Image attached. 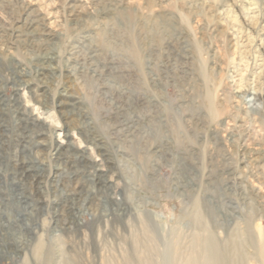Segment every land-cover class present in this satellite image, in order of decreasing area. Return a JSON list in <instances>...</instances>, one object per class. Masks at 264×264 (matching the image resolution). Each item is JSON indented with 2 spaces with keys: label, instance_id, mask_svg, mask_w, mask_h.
I'll use <instances>...</instances> for the list:
<instances>
[{
  "label": "rangeland",
  "instance_id": "obj_1",
  "mask_svg": "<svg viewBox=\"0 0 264 264\" xmlns=\"http://www.w3.org/2000/svg\"><path fill=\"white\" fill-rule=\"evenodd\" d=\"M258 225L264 0H0V264H264Z\"/></svg>",
  "mask_w": 264,
  "mask_h": 264
},
{
  "label": "bare ground",
  "instance_id": "obj_2",
  "mask_svg": "<svg viewBox=\"0 0 264 264\" xmlns=\"http://www.w3.org/2000/svg\"><path fill=\"white\" fill-rule=\"evenodd\" d=\"M244 227H245V230H249V228L246 225ZM256 229H257L256 233L258 234V232H259V234H258L259 235L258 236L259 237L258 238L259 244L257 246V249H258L257 252L259 253V255L261 254L264 257V244L261 245V247H260V225H258ZM203 231L204 230H202V232ZM249 232H250V230H249ZM194 234H192V235H194ZM244 236L249 237V240L250 239L252 240L251 235H249V234L245 235L244 234ZM229 238H230V236H229ZM233 238L234 239H231V241L229 242V248L227 249L225 246L226 252L222 253L220 250L221 247L219 248V243L216 240L218 238L215 239V237L212 236L211 234H209V235L208 234L207 235H205V234H198L197 235L196 234L190 241L191 252L188 253L187 256H185L186 258H185L184 264H246L244 262H245V260H248V256H247V254L242 252L243 249H241V248H243V240L241 238L236 239V237H234V236H233ZM253 238H254V236H253ZM147 239H149V237ZM221 244H223V243L221 242ZM140 250H141V248H140ZM147 264H149V263H147Z\"/></svg>",
  "mask_w": 264,
  "mask_h": 264
}]
</instances>
